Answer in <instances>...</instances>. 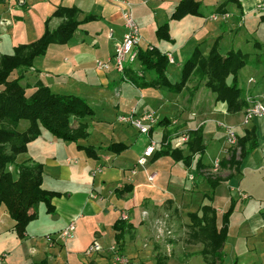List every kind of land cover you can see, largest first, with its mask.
<instances>
[{"label": "crops", "instance_id": "1", "mask_svg": "<svg viewBox=\"0 0 264 264\" xmlns=\"http://www.w3.org/2000/svg\"><path fill=\"white\" fill-rule=\"evenodd\" d=\"M180 1L0 0V57L12 55L15 47L39 39L45 26L49 30L56 29L64 20L52 16L58 8H75L78 11V26L71 40L62 45H50L43 56L34 59L33 68L23 74L21 83L27 88L28 95L36 84L41 83L56 94L84 99L93 111L92 116L84 119L87 125L85 139L76 143L63 142L47 137L42 131L37 141L29 143L27 151L17 156L16 164H40L42 188L58 195L51 201L52 213H47L44 205L38 206L37 218L26 226L22 236L15 233L13 221L9 231L4 233L2 225L5 220L1 219L9 216L4 207L0 208V236L9 232L10 236H15L11 238L12 243L15 240L12 250L0 254V264H104V259L111 255V247L115 248L114 259L131 253L133 247H139L140 253L147 251V254L150 248L167 250L172 239H177L176 232L188 229V215L198 214L203 204L210 205L204 198L209 189L205 178L216 175L225 178L230 173L228 169L220 167L214 174L210 170L211 162L204 164L201 157L204 169L196 170L193 176L188 172L195 165L197 156H193L190 167H186L182 161L155 153L164 146L188 152V142L182 148L174 149L171 140L167 139L179 130L188 133L200 130L206 153L210 142L203 119L221 117L238 129L241 113L228 114L226 106L221 103L218 107L215 98L212 102V97L207 100L212 102L211 109L203 107L206 89L202 86L195 91L183 89L173 94L151 85L154 78L151 72L143 73L141 82L144 86L138 87L124 81L122 75L113 69H95V61L111 58L116 43L122 38V2L131 4L133 19L142 30L145 47L139 46V49L152 46L165 56H171L173 62L167 61V77L171 66L177 67L176 73L180 77V68L195 49L207 57L215 45L221 55L231 50L243 52V46L264 48L263 39L254 38L264 23V8L258 7L264 6V0H195L200 4L199 15L171 20V14ZM220 14L227 15L226 19H210L212 15ZM163 25L167 26L168 42L173 47L161 48L153 43V40H158L153 35L154 31ZM180 31H187L188 35L177 44ZM24 38L27 40L20 41ZM129 69L136 74L140 69L139 61ZM66 84H73L77 89L58 91L57 88ZM250 90L254 93L253 88ZM133 108L136 113L152 112L157 116L158 122L149 138L118 121V116ZM76 123L73 120L72 125ZM245 131H241L239 136L235 134L236 140ZM255 136L256 148L261 150L264 134ZM150 138L158 145L153 156L141 167L137 160ZM237 146L227 149L223 142L216 157L222 155V163L229 158L231 150L239 149ZM254 150L243 160L240 174L220 185L227 186L228 201L233 211L236 205L239 206L237 212H231L228 220L227 239L233 230L239 243V247L234 248V256L238 252L240 259L245 251L254 259L255 253L259 252L258 264H264V153L261 150V155H254ZM151 174H154V179L149 182L147 178ZM240 178H243L242 182H238ZM233 188L237 189L236 193ZM240 194L246 198L242 199ZM211 207L216 214L223 215L220 209ZM123 215L127 218L122 220L127 228L117 242L118 232L114 225ZM221 216L217 217L218 225ZM72 221L75 223L72 238L61 240L62 243L60 240H46L47 236L58 234ZM160 225L170 232L162 240L157 235ZM94 242L100 245L101 251L86 255L87 248ZM2 250L5 249L0 247ZM199 250L200 245L195 244L191 253L185 251L184 256L187 257L184 258L196 255ZM150 257L155 259L156 256ZM252 257L240 264H252ZM238 258L233 264H238Z\"/></svg>", "mask_w": 264, "mask_h": 264}, {"label": "trees", "instance_id": "2", "mask_svg": "<svg viewBox=\"0 0 264 264\" xmlns=\"http://www.w3.org/2000/svg\"><path fill=\"white\" fill-rule=\"evenodd\" d=\"M199 7L200 4L195 0H181L171 14V20H178L186 15H199ZM77 14L75 8H58L52 16L64 20L56 29L49 30L45 26L39 39L15 47L12 55L0 57V208L4 207L13 221L14 231L18 236H22L26 226L37 218L39 205H44L47 213L53 212L51 201L58 194L42 188L40 164H16L17 156L25 153L28 144L40 137L42 131L63 142L76 143L87 137L84 119L92 116L93 111L84 99L73 95L56 94L41 83L36 84L32 93L27 95V88L21 84L23 74L33 68L35 58L43 56L50 45H62L71 40L78 26ZM156 37L158 40L169 39L166 25L156 30ZM249 58V54L239 50H231L221 55L216 45L207 57H203L195 49L180 68L179 82L172 83L167 77L168 62L164 54L155 48L139 49L138 53L139 70L142 73L154 74L151 85L177 94L184 89L190 79L197 78L198 83L193 91L206 79L204 87L214 94L215 102L223 103L226 112L232 115L239 114L248 107L245 91L238 85V73L249 63ZM14 73L17 76L11 79ZM125 76L132 84L144 86L141 77L133 74L130 69L125 70ZM74 119L79 121L76 129L71 127ZM22 121H26L28 126L25 130L19 131L18 126ZM189 137L188 152L171 150L169 146H164L155 154L169 156L174 161H182L186 167H190L192 157L197 156L195 169L199 172L204 169L200 158L205 152L201 131H190ZM238 140L237 147L240 153L237 154L233 149L229 158L220 163L222 169L230 171L228 176L223 178L216 175L205 178L209 189L204 198L209 202L212 201L214 190L222 182L240 174L243 160L258 145L254 129L245 131ZM232 211L231 205L221 216L220 225L217 223L215 209L209 204L201 205L198 214L188 215L190 221L188 241L200 245L196 255L206 264H222L224 261V245ZM126 228L122 220L115 223L114 230L118 232L115 238L117 242Z\"/></svg>", "mask_w": 264, "mask_h": 264}, {"label": "rangeland", "instance_id": "3", "mask_svg": "<svg viewBox=\"0 0 264 264\" xmlns=\"http://www.w3.org/2000/svg\"><path fill=\"white\" fill-rule=\"evenodd\" d=\"M133 12H134V9H131L132 18H133ZM216 16H217V19L215 21L224 20L222 18V14L216 15ZM141 31H142L141 28H139V35H140V39H141L140 40V46L142 48H144L145 45L142 41ZM178 33H177V42H176L177 44L182 43L183 38H185L188 35L187 31H180V33L179 34ZM153 35H154V37L156 36V31H154ZM254 38L256 40H259V41H261V39H263V41H264V23L262 24V26L260 28L259 34L254 35ZM238 39H239V37H238ZM26 40L24 38L20 41H26ZM236 41L237 40H235L234 43ZM240 42H241V40H240ZM153 43L156 47H159V46H161V48H164L165 46L173 47V45L170 42H168V40H157V41L153 40ZM168 43H169V45H167ZM150 47L153 48L152 46H150ZM242 51L245 53H248L250 55V58H249V63L245 67H243L238 73V85L241 89H243L245 91L246 102H247V98H249L250 101H252V100H255L254 97H257L259 99V103L262 106H264V48L257 49V47H254V46H252V47L249 46V48L243 46ZM96 61H98V60H96ZM101 61H105V60H101ZM111 68H112V64H111ZM110 70H112V69H110ZM176 72H177V67L171 66L168 69V78H169L170 82H172V83H175L176 81L178 82V80L180 79V77L177 75ZM136 74H137V72H136ZM123 75L126 78V80H128V78L125 76V71H124ZM16 76H17V74L14 73L11 76V79L15 78ZM137 76H138V74H137ZM142 76H143V73L139 77H142ZM128 81L130 82V80H128ZM205 82H206V79H204V81L201 82L202 84H200L199 87H201V86L204 87ZM197 83H198L197 78L196 79L192 78L189 80V82H187L184 89L185 90H190V89L192 90V89H194V86ZM130 84L133 85L132 83H130ZM246 88H249V90L246 91ZM250 88L254 89V93L252 92V90H250ZM57 89H58V91H60V90H68V91L72 90V91H74L77 89V87L74 86L73 84H66V85H62V87L57 88ZM251 92L253 93L254 97L251 95ZM28 93L29 92L27 91V95H28ZM203 97H205L203 100V102L205 101L203 103V107H205L206 109H211V104L213 102V99L215 98L214 94H212L210 91H208L206 89V92L203 95ZM209 97L210 98L212 97L211 103L207 102ZM247 104H248V107L241 112V119H240V123H239L240 127L238 129H236L235 127L233 128L232 125L226 123L221 117L210 116V117L203 119V121H205L204 128L207 131V139L210 142V146L207 148L206 153H204L202 158H201L202 163L208 164L209 162H211V164H212L213 160L218 155V152L220 150V145L223 142H226L225 141L226 140V128H228V127L231 128L232 131L237 136H239L241 131H243L245 129L247 131H249L250 129H254L255 135H257V137L264 134V122H263V120H261L259 118L252 117L247 122V124H243L242 118L245 117V115L247 114L246 112L250 107L249 106L250 103L247 102ZM220 105H221V103H218V107ZM223 107H225V105H223ZM74 121H77V120L74 119ZM72 122H73V120H72ZM72 122H71V127L73 129H76L79 126L78 125L79 121H77V123L74 126L72 125ZM122 124L126 125L125 123H122ZM27 126H28V123L26 121H22L19 123L18 130L23 131L27 128ZM179 131L174 132V134L178 133ZM45 134H47V137L55 139L51 135H49L47 132ZM188 135H189V133H188ZM173 137L174 136L171 134L167 139L171 140V139H173ZM37 139L34 140V142L37 141ZM189 139H190V137H189ZM238 142H239V140H236L235 146L238 145ZM261 150L264 153V146L261 147ZM261 150H260V148L259 149L255 148V150H254L255 153H253V154L254 155L260 154L261 155V153H262V152H260ZM236 152L239 154L240 149H237ZM218 157L221 159L222 155H219ZM195 172H196V169H195V165H194L189 170L188 174H192L193 176H195V174H196ZM238 180H239L238 182H242L243 178H240ZM236 191H237V189L233 188V192L236 193ZM207 201H209V200H207ZM210 205L220 209L223 214L228 211V209L230 208V204L228 201V188L226 185H220L219 187H217L214 190L212 201H210ZM238 209H239V206L236 205L235 210L233 212H235V211L237 212ZM1 214H2V211H0V215ZM220 216H221L220 214H217L218 218ZM52 217H55V215ZM1 220L6 221V223L4 221V223L2 225V227L4 229V233H6L9 231V227H11L12 220L9 217H4ZM157 228H159V227H157ZM167 231H168L167 228L163 227V235H161V237H160V235H158V233H157V235L160 237L161 240H162V238H164L163 236H167L166 235ZM9 233L5 234L3 236H0V247H3L5 249V250L0 251V254L4 253V252H9L10 250H12L11 248L13 247V244L15 242V240H14V242L12 243V241H13L12 239H14L15 236L14 235L10 236ZM59 233L60 232H58V234H52L51 238L54 239L55 241L60 240L59 243H62L61 240L65 241V240L70 239V238L69 239H61L59 236ZM74 233L75 232L72 233L71 238L74 236ZM176 233L178 235L177 239H172V242L169 244L170 246L168 247L167 250L163 249V248L161 250H159V247L157 249L150 248L151 250L150 249L148 250L150 253L147 254V251L144 253H140L141 248L133 247L134 250L131 253L123 255L122 258H123V260L127 261V264H206L203 261V259L198 255H193L189 258H184V257H187V256H184L185 251L190 252L191 250H193L195 248V244H192L188 241V234L190 233V231L188 229L187 230H180L179 232L177 231ZM258 238H259V236H258ZM157 245L159 246V244H157ZM238 245H239V243L236 241V236H235V234H233V230H232L230 232L228 239L226 240V243H225V247H224L225 257H224V261L222 264H233L234 263V261L239 257L238 252H237V256L236 257L234 256V255H236L237 247H239ZM185 247H187L186 248L187 250H184ZM234 248H236V249L234 250ZM110 253H111V255L108 258H105L103 263L104 264H118L115 261V259L113 258L114 254L112 252H110ZM255 254L258 256L259 252H256ZM149 255L150 256L151 255L156 256V257L154 259V257H150ZM29 256L31 257L30 254H29ZM147 256H149L150 258L149 257L146 258ZM257 256H254V259H253L251 254H247V252L244 251L243 254L241 255L240 259L238 258L237 262H238V264H240L242 262L247 261L249 258L252 257L253 260L251 261V263L252 264H258L259 261L257 260V258H258ZM81 257L83 259H86L82 255H81Z\"/></svg>", "mask_w": 264, "mask_h": 264}, {"label": "built area", "instance_id": "4", "mask_svg": "<svg viewBox=\"0 0 264 264\" xmlns=\"http://www.w3.org/2000/svg\"><path fill=\"white\" fill-rule=\"evenodd\" d=\"M123 9L121 11V16L123 20V27H124V33L122 35V38L119 42L116 43L114 47V53L111 58L105 60V61H96L95 62V69L99 71H109L110 69H113L116 73L123 76V79L125 81L126 78L124 77V71L128 68H132L136 63H138V53H139V46H140V35H139V28L137 24L135 23L134 19L131 15V4L128 2H122ZM260 9L264 8L263 5L258 6ZM227 15L223 14L222 18L226 19ZM211 20H216L217 16L212 15L210 17ZM149 50H151V47H148ZM167 61L169 63H172V58L169 54L166 55ZM112 64V68H111ZM138 76L142 75V72L139 70L137 71ZM247 102L250 103V107L247 110V114L244 118H242L243 124H247V122L252 118L256 117L264 122V106H262L257 99L250 101L249 98H247ZM118 120L121 123H125L131 127H133L139 134L144 135L149 138L150 133L154 126L157 124L158 119L152 112H143V113H136L135 109H131L127 114L118 116ZM175 122H173L174 124ZM173 139H171L172 147L174 149H180L182 148L189 140V135L187 132L179 131L178 133L173 134ZM226 148H233L235 146L236 142V135L232 131L231 128H226V140H225ZM158 143L153 140L149 139L148 144L145 147V149L142 152L141 157L137 160V164L141 167H143L148 160L153 156L156 147ZM224 153H226V149L224 150ZM221 159L219 157H216L212 164H211V171L213 173H217L219 167H220ZM148 181L152 182L154 179V174H151L148 176ZM242 199H245L246 196L241 195ZM126 216H121V220H126ZM75 230V223L69 222L65 228H63L59 236L61 239H69L72 236V233ZM158 235H163V225H160L159 228H157ZM167 235H170V232L167 231ZM46 240L48 242L53 241L51 236H47ZM101 251V247L98 243L94 242L92 243L86 250V255H91L92 253H96ZM110 252L115 253V248L111 247ZM115 261L119 264H126L127 261L123 260L121 256H116Z\"/></svg>", "mask_w": 264, "mask_h": 264}]
</instances>
